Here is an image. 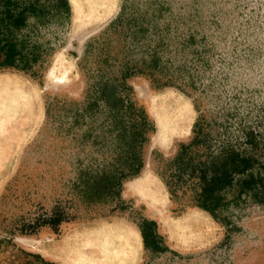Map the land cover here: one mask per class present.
I'll use <instances>...</instances> for the list:
<instances>
[{
	"label": "rangeland",
	"instance_id": "rangeland-1",
	"mask_svg": "<svg viewBox=\"0 0 264 264\" xmlns=\"http://www.w3.org/2000/svg\"><path fill=\"white\" fill-rule=\"evenodd\" d=\"M56 1L0 20V44L35 55L0 66V264H264V0H67L68 15ZM142 110L143 165L124 178ZM195 128L196 160H239L216 216L161 177Z\"/></svg>",
	"mask_w": 264,
	"mask_h": 264
},
{
	"label": "trees",
	"instance_id": "trees-1",
	"mask_svg": "<svg viewBox=\"0 0 264 264\" xmlns=\"http://www.w3.org/2000/svg\"><path fill=\"white\" fill-rule=\"evenodd\" d=\"M3 2L5 8L0 12V20L4 23V30H11V27L20 28L25 25L29 15L39 17L43 14L37 13L39 9L37 8L36 0L30 1L27 8L17 11L12 9L11 4L14 2L11 0H3ZM54 5L58 8L63 7L67 15L70 13L67 0H57ZM26 55L28 56V54ZM26 55L16 48V43L8 37L6 32L5 42L0 44V66H11L29 71L30 62L35 61V55L30 52L32 56L29 61L22 65L20 62L24 61L23 58ZM102 90L106 102L108 101L111 104L112 90ZM147 123V115L142 110L138 124L133 126L131 136L128 142H125L128 145V149L124 159V165L126 166L124 174H122L124 178L136 174L143 165L142 157L137 153L136 147H139L144 140L143 132L146 130ZM197 135L198 130L195 128L194 136L188 142L181 143L175 154L164 162L161 177L171 197L179 198L186 193V203L200 206L216 216V210L220 209V206L224 204L222 201L224 199L223 191L232 183L235 174L241 170L239 168V160L237 155L235 156L232 153L213 159L196 160L195 155L190 154L188 150ZM126 136L127 132L124 127V139H126ZM117 182L119 183V180ZM60 219L58 218L57 221H60ZM138 227L144 247L153 246L158 249V243L163 237L157 231L156 222L153 219L144 218ZM50 263L44 262V264Z\"/></svg>",
	"mask_w": 264,
	"mask_h": 264
},
{
	"label": "bare ground",
	"instance_id": "bare-ground-1",
	"mask_svg": "<svg viewBox=\"0 0 264 264\" xmlns=\"http://www.w3.org/2000/svg\"><path fill=\"white\" fill-rule=\"evenodd\" d=\"M98 2H99V4H103V7H102V9H103V11H107L108 10V8H109V6L107 5H105V0H97ZM98 2L96 3V5L98 4ZM59 79H62V77H59ZM174 105H176V108H175V106L173 107V105H172V112H170L171 113V115H170V120L171 119H173V120H175L176 121V119H177V121H179L180 120V118L182 117V112H181V109L179 108L181 105H179V104H177V103H175ZM167 109V108H166ZM169 109V108H168ZM171 109V108H170ZM6 111V110H5ZM8 115V117H9V114H7ZM175 116L177 117V118H175ZM151 200H153V197H151ZM98 252H100V254H101V250L100 251H98ZM96 253V252H95ZM109 261H111V259H112V257H110L109 255L106 257ZM111 258V259H110Z\"/></svg>",
	"mask_w": 264,
	"mask_h": 264
}]
</instances>
